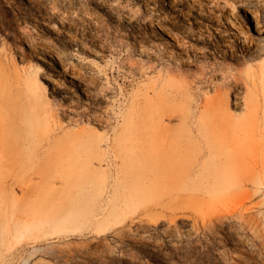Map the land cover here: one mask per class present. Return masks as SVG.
Masks as SVG:
<instances>
[{
	"label": "rangeland",
	"instance_id": "374dc122",
	"mask_svg": "<svg viewBox=\"0 0 264 264\" xmlns=\"http://www.w3.org/2000/svg\"><path fill=\"white\" fill-rule=\"evenodd\" d=\"M0 264H264V0H0Z\"/></svg>",
	"mask_w": 264,
	"mask_h": 264
},
{
	"label": "bare ground",
	"instance_id": "6f19581e",
	"mask_svg": "<svg viewBox=\"0 0 264 264\" xmlns=\"http://www.w3.org/2000/svg\"><path fill=\"white\" fill-rule=\"evenodd\" d=\"M198 7L200 8L201 6L198 5ZM198 13L200 14V12H198ZM211 15H212V13H210V12L209 13H204V17H207V18H210V19H211ZM252 18L254 19V21H256L257 23H259V17H258V15H254ZM222 40H224V39L221 38V37H219V41L216 42V47L219 48V42L222 41ZM100 243H101V241L92 242V243H88V244L89 245L90 244H93V246L98 247L100 245Z\"/></svg>",
	"mask_w": 264,
	"mask_h": 264
}]
</instances>
